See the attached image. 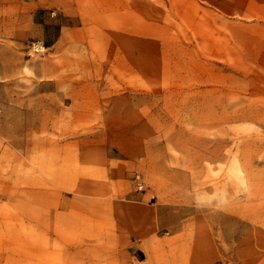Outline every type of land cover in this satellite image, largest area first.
<instances>
[{
	"label": "rangeland",
	"instance_id": "1",
	"mask_svg": "<svg viewBox=\"0 0 264 264\" xmlns=\"http://www.w3.org/2000/svg\"><path fill=\"white\" fill-rule=\"evenodd\" d=\"M0 264H264V0H0Z\"/></svg>",
	"mask_w": 264,
	"mask_h": 264
}]
</instances>
